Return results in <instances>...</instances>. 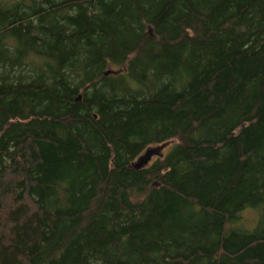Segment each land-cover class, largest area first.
Returning a JSON list of instances; mask_svg holds the SVG:
<instances>
[{"label":"trees","instance_id":"1","mask_svg":"<svg viewBox=\"0 0 264 264\" xmlns=\"http://www.w3.org/2000/svg\"><path fill=\"white\" fill-rule=\"evenodd\" d=\"M0 264H264V0H0Z\"/></svg>","mask_w":264,"mask_h":264},{"label":"water","instance_id":"2","mask_svg":"<svg viewBox=\"0 0 264 264\" xmlns=\"http://www.w3.org/2000/svg\"><path fill=\"white\" fill-rule=\"evenodd\" d=\"M118 72V70H114V69H107L104 74L108 75V74H116ZM79 98V97H78ZM168 145V142L156 145V146H150L147 147L145 149V151L143 153H141L133 162H132V166L135 169H139L142 168L144 166H146L151 159L154 156H161L162 155V150Z\"/></svg>","mask_w":264,"mask_h":264},{"label":"rangeland","instance_id":"3","mask_svg":"<svg viewBox=\"0 0 264 264\" xmlns=\"http://www.w3.org/2000/svg\"><path fill=\"white\" fill-rule=\"evenodd\" d=\"M257 215H258V213L254 209H251V208L245 209L240 213V217L236 221V224L238 226L248 228L255 223V221L257 219Z\"/></svg>","mask_w":264,"mask_h":264}]
</instances>
